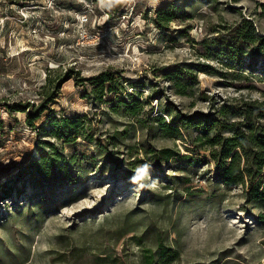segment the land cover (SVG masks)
<instances>
[{
	"label": "rangeland",
	"instance_id": "374dc122",
	"mask_svg": "<svg viewBox=\"0 0 264 264\" xmlns=\"http://www.w3.org/2000/svg\"><path fill=\"white\" fill-rule=\"evenodd\" d=\"M249 24L264 38V0H0V264H264V203L217 181L197 131L163 129L264 102V62L237 44ZM243 46L231 69L222 52ZM105 71L100 100L80 81ZM67 117L85 124L72 143L51 134ZM43 155L46 175L28 168ZM145 163L155 189L131 182Z\"/></svg>",
	"mask_w": 264,
	"mask_h": 264
},
{
	"label": "trees",
	"instance_id": "16d2710c",
	"mask_svg": "<svg viewBox=\"0 0 264 264\" xmlns=\"http://www.w3.org/2000/svg\"><path fill=\"white\" fill-rule=\"evenodd\" d=\"M178 10L179 7L175 4H168L160 9L156 14L157 18L155 20L158 27L166 28L170 23L174 22L178 18ZM244 28L243 32L237 35L240 41L237 44L253 45L252 51L248 56L253 62L247 65L253 71L256 68V63L260 60L264 62V38L256 34L252 25L249 24V26L247 25ZM222 54L231 69H236L237 67L244 69L246 67L244 56L248 53L245 51L244 46L226 49ZM262 71H264V67ZM176 74H168L170 80L177 79ZM66 76H69V74ZM114 77L111 71H105L96 77L81 80L80 85L85 86V81L89 80L92 85L91 93L101 100L106 95L105 92L114 91L112 89V85L116 82ZM63 83L62 79L55 84L50 81L49 85L44 87V89L51 91L49 92L50 94H46L47 102L54 101V92L58 91ZM12 107L16 111L25 112V107L22 104H15ZM43 109L33 114L29 113L28 124L30 126L37 127L34 122L40 118ZM132 112L136 113V108H133ZM216 114L218 117L213 113L200 116H184L181 113L171 114V123H166L163 129L176 137L182 135L180 128H183L186 132L197 131L199 134L195 140L205 142L208 145L210 156L214 166H216L215 177L217 181L229 187L245 186L247 187L246 193L248 196L255 201L264 203V124L261 122L264 120V102L255 101L251 104H246L244 107H238L236 110L229 106H223ZM229 116H231L230 119H238L233 122L226 121V119L230 120L227 118ZM50 125H52V136L66 140L65 142L67 143L77 141L76 139L83 135L85 130V124L79 117L56 118L53 122H50ZM227 132L228 135L225 134ZM50 147L53 146L51 145ZM43 156L40 161H32L28 168L37 165V171L41 175H46L48 174V162L52 160L53 165H56L59 159L54 157L52 159V157L50 158L47 155ZM22 172L24 175L29 173L28 171ZM259 219L264 222V212L259 216ZM146 260L147 264H156L153 255L146 256Z\"/></svg>",
	"mask_w": 264,
	"mask_h": 264
},
{
	"label": "clouds",
	"instance_id": "9594fccd",
	"mask_svg": "<svg viewBox=\"0 0 264 264\" xmlns=\"http://www.w3.org/2000/svg\"><path fill=\"white\" fill-rule=\"evenodd\" d=\"M153 3L157 2V0H152ZM150 169L151 164L145 163L142 165H139L134 172L133 177L131 178V182L133 184L138 185L139 188H149V189H155L157 187V184L155 181H150Z\"/></svg>",
	"mask_w": 264,
	"mask_h": 264
}]
</instances>
